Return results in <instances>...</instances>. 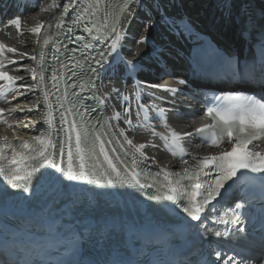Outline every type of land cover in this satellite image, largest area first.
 Instances as JSON below:
<instances>
[{
  "label": "snow or ice",
  "instance_id": "obj_1",
  "mask_svg": "<svg viewBox=\"0 0 264 264\" xmlns=\"http://www.w3.org/2000/svg\"><path fill=\"white\" fill-rule=\"evenodd\" d=\"M232 4L233 0H220V10L229 19ZM170 6L171 0H122L118 11L110 12L105 0H51L46 6L44 0H37L35 4L24 5L41 13L55 10L58 14L47 21L48 31L43 37L39 35L43 21L31 29L37 34L39 50L20 53L21 58L27 56L35 64L25 66L31 84H18L24 77L10 74L0 60V97L6 104L11 103L9 95L11 100L18 96L27 100L29 93L39 91L35 104L0 107V122L9 129L30 130L37 124L43 128L30 140L17 136L14 130L15 143L7 135L0 136V264H264V190L257 203L249 198L244 183L248 173L264 179V154L258 149L259 142H264V103H250L238 112L209 108L211 124L184 126L181 130L170 127L168 115H180L179 107L184 102L179 97L185 95L184 89L163 83L166 76L172 75L166 66L158 77L159 84L139 79L146 69L128 44V41L150 42L147 35L137 39L129 31L132 20L142 22L145 30L161 22L174 28L175 18L168 14ZM140 13H143L142 21ZM241 13L246 17L241 34L247 33L251 38L261 26L243 4ZM261 18L264 19V13ZM13 25L20 31L21 15L7 20V26ZM182 27L191 31L189 24ZM77 29L87 36L77 34ZM261 37L259 42L264 47V32ZM5 50L17 52L16 48L0 43V56ZM125 52L133 58L128 59ZM154 55L159 65L160 50L155 47ZM193 60L195 70L209 78L250 82L239 62L232 70L231 58L210 44L195 51ZM7 64L15 65L16 61L7 59ZM117 78L131 83L135 96L124 95L127 89L122 91L119 87L100 91L106 81L114 82ZM178 83L185 85L186 81ZM259 86L264 89V80ZM21 88L25 91H19ZM159 92L167 95L160 96ZM202 99L213 104L221 97L205 95ZM260 99L264 100V96ZM109 101L113 103L109 105ZM161 103L168 108L160 106ZM21 113L24 120L19 119ZM8 117L16 123H9ZM134 120L141 127L152 128L151 135L162 141L160 146H167L173 156L179 151L180 171L163 167L151 171L150 166L157 163L156 157H150L145 148L158 145L136 144L129 138L134 132ZM160 121L166 131H156L153 127L160 126ZM197 141L205 145L210 141L214 148L227 141L231 148L202 158L191 157V162L184 159V154L190 155L185 152L186 147H194ZM113 144H119L120 148ZM125 144L128 150L115 156L118 164L110 151H121ZM161 173L166 183L160 181ZM65 178L111 188L125 184H134L141 190L156 188L155 194H148V200L171 202L160 205L166 214L169 209L173 213L182 210L184 216L177 220L182 227L159 231L154 238L136 234L130 244L113 247L115 225H93L84 220L72 223V211L80 203L75 197L69 196L61 218L50 219L51 205L32 213L29 205L41 188L50 185L54 191H62L68 187ZM149 179L152 183H148ZM230 196H234L227 204L231 214L225 219L220 215L221 202H227ZM210 219L224 225L223 231L206 226ZM181 239L184 246L177 248L173 242ZM189 240L194 243L189 244ZM221 243L229 247L219 250L213 247ZM156 248L166 250L171 258L154 256Z\"/></svg>",
  "mask_w": 264,
  "mask_h": 264
},
{
  "label": "bare ground",
  "instance_id": "obj_2",
  "mask_svg": "<svg viewBox=\"0 0 264 264\" xmlns=\"http://www.w3.org/2000/svg\"><path fill=\"white\" fill-rule=\"evenodd\" d=\"M247 1L248 3H251V6L248 8L249 12L253 16L259 18L261 14L264 13V0ZM45 3L49 4L51 3V0H45ZM243 3L244 0H233L231 19L227 18V13L222 14L220 10V0H171V4L173 5L174 9L168 8V14L170 17L172 15V17L175 18L176 23L181 22L185 18L196 23L200 28L206 30L216 37L221 44L227 45L228 43H238L245 37V34L243 36L241 34L244 26V20L246 19V17L241 13V4ZM105 4L107 5L108 11L110 12L118 10L120 5L119 0H105ZM55 13H57L55 10H53L51 13L48 12L51 17L54 16ZM40 16H42L41 12L40 14L36 13L30 17H26L23 19V27L21 26L19 34L16 32L15 34L12 31L6 33L5 39L3 37L0 38V43H3L7 47H13L17 49L16 53H8L6 50L4 51L6 55L4 61L7 70L12 69V67L7 64V59H9V57L17 55L16 57L21 58V56L18 54H32L34 53L35 49L39 50L40 45L36 47L38 44L37 42H34V40H37L38 38L37 34L32 33L31 29L43 21L44 18L40 19ZM51 17L44 19L46 25L47 21ZM139 19L141 21L143 20V13H140ZM24 22H26V27H24ZM27 24H29L30 27ZM43 29L44 27L42 28V33L46 35ZM129 31L135 35L137 39L143 35H147L150 38V42L146 44H137L132 41H128V44L131 45L132 51L137 54V56L140 58V62L145 64L146 68H148V61H153L156 58L154 55V47L159 49L160 54H162L164 49L169 48V45L176 43L172 30L168 25L162 22L158 23L153 29L145 30L142 22L132 20ZM125 55L128 59L133 58L131 55H128L127 52H125ZM28 66H32V64L28 63ZM27 74L28 73L25 69L23 72L25 79L28 78ZM111 89L112 85L109 83H105L104 86H100L101 92H105V90L109 91ZM0 133H2V131H0ZM130 139H133L134 143H137L135 138ZM153 152L160 155L162 164L164 165L163 167L167 169L170 168L168 165H166L170 160L168 155L162 154L160 149H154Z\"/></svg>",
  "mask_w": 264,
  "mask_h": 264
},
{
  "label": "rangeland",
  "instance_id": "obj_3",
  "mask_svg": "<svg viewBox=\"0 0 264 264\" xmlns=\"http://www.w3.org/2000/svg\"><path fill=\"white\" fill-rule=\"evenodd\" d=\"M29 27H30V25L29 24H27Z\"/></svg>",
  "mask_w": 264,
  "mask_h": 264
}]
</instances>
